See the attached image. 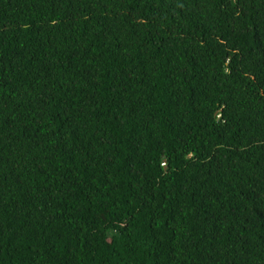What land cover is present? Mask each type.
<instances>
[{"label":"trees","instance_id":"1","mask_svg":"<svg viewBox=\"0 0 264 264\" xmlns=\"http://www.w3.org/2000/svg\"><path fill=\"white\" fill-rule=\"evenodd\" d=\"M0 264H264V0H0Z\"/></svg>","mask_w":264,"mask_h":264}]
</instances>
